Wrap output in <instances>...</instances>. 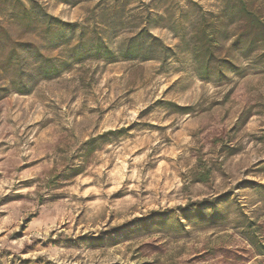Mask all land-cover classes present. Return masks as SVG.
Listing matches in <instances>:
<instances>
[{
    "label": "rangeland",
    "instance_id": "374dc122",
    "mask_svg": "<svg viewBox=\"0 0 264 264\" xmlns=\"http://www.w3.org/2000/svg\"><path fill=\"white\" fill-rule=\"evenodd\" d=\"M6 1L72 27L1 18L66 64L27 94L0 70V264H264V0Z\"/></svg>",
    "mask_w": 264,
    "mask_h": 264
},
{
    "label": "trees",
    "instance_id": "16d2710c",
    "mask_svg": "<svg viewBox=\"0 0 264 264\" xmlns=\"http://www.w3.org/2000/svg\"><path fill=\"white\" fill-rule=\"evenodd\" d=\"M56 1L61 3L67 2V0ZM4 3L7 4L8 1L0 0V8H2ZM17 3L19 6H15L17 7L16 11L12 15L5 16L3 11H0V70L6 76L10 77L6 81L16 93L27 94L29 92L28 84L30 79L27 81L23 72V66L27 62L36 63L38 67V73L36 75L38 76L37 78L46 80L59 78L62 75L66 63H57L53 59L42 56L38 53V48L31 43H23L13 39L10 29L4 24L6 21L3 22L2 19L5 18L10 26L16 27V29L21 31L23 30L24 33L35 29L38 25L42 27L43 32L48 31L54 23L60 27H72V25L62 23L58 19L48 15L45 9L36 1H30L29 8H26L20 1H17ZM249 23L250 26L248 24V28L255 24L253 20ZM143 35H148L155 43L160 42L158 39L152 37L148 31L142 30L136 37L132 38L124 45L120 52L121 59L126 61L143 62L153 59V57L141 56L139 55L140 53H138L143 47L140 42V37ZM80 43L81 40L77 46L70 49V61H79L83 59L82 57L80 58L79 55V50L81 49ZM98 45L99 46L96 47V51L99 52L97 59L102 61L113 60L114 52L108 49L102 42ZM198 57L199 59H197V64L199 67L198 71H200L199 78L202 81L207 82L211 80L212 75L209 73H212L214 68L211 67L212 60L210 53L204 50Z\"/></svg>",
    "mask_w": 264,
    "mask_h": 264
}]
</instances>
